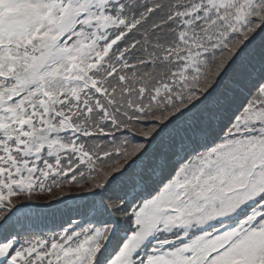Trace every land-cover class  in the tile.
I'll return each mask as SVG.
<instances>
[{
  "label": "snow or ice",
  "instance_id": "snow-or-ice-1",
  "mask_svg": "<svg viewBox=\"0 0 264 264\" xmlns=\"http://www.w3.org/2000/svg\"><path fill=\"white\" fill-rule=\"evenodd\" d=\"M0 264H264V0H0Z\"/></svg>",
  "mask_w": 264,
  "mask_h": 264
}]
</instances>
